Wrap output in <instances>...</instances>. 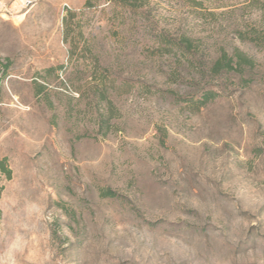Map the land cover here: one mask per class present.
Masks as SVG:
<instances>
[{
  "label": "rangeland",
  "instance_id": "obj_1",
  "mask_svg": "<svg viewBox=\"0 0 264 264\" xmlns=\"http://www.w3.org/2000/svg\"><path fill=\"white\" fill-rule=\"evenodd\" d=\"M86 2L0 0V264H264V0Z\"/></svg>",
  "mask_w": 264,
  "mask_h": 264
},
{
  "label": "trees",
  "instance_id": "obj_2",
  "mask_svg": "<svg viewBox=\"0 0 264 264\" xmlns=\"http://www.w3.org/2000/svg\"><path fill=\"white\" fill-rule=\"evenodd\" d=\"M110 2H116L123 7L128 8H137L138 0H109ZM94 2L96 0H87L86 7H94ZM181 51L183 54H187L191 51L192 44L188 39H184L181 44ZM12 63L7 60V63H2L0 60V66H2V79H5L9 76V69ZM254 65L253 61L248 58L245 54L237 52L233 56H229L226 53H223L217 60L213 61L209 67V73L212 75H220L222 73H231V72H241L245 68H252ZM220 97L219 93L215 91H205L196 99L194 96L190 98H185L184 102L193 110L199 111L209 103L215 101ZM2 100V89L0 84V103ZM0 171L11 177V170L7 168L5 161H0ZM117 195L112 190L102 191V197L106 198H115Z\"/></svg>",
  "mask_w": 264,
  "mask_h": 264
}]
</instances>
